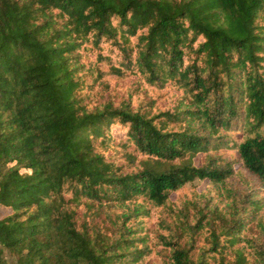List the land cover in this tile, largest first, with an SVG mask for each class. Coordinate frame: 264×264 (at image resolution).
I'll return each mask as SVG.
<instances>
[{
    "label": "trees",
    "instance_id": "obj_1",
    "mask_svg": "<svg viewBox=\"0 0 264 264\" xmlns=\"http://www.w3.org/2000/svg\"><path fill=\"white\" fill-rule=\"evenodd\" d=\"M264 0H0V264H264Z\"/></svg>",
    "mask_w": 264,
    "mask_h": 264
},
{
    "label": "rangeland",
    "instance_id": "obj_2",
    "mask_svg": "<svg viewBox=\"0 0 264 264\" xmlns=\"http://www.w3.org/2000/svg\"><path fill=\"white\" fill-rule=\"evenodd\" d=\"M234 173L230 177V182L233 187L241 192H246L250 190V188L255 189V191H261L262 185L259 180L250 174L246 168L243 166H237L234 164ZM261 195H264V192H260Z\"/></svg>",
    "mask_w": 264,
    "mask_h": 264
}]
</instances>
